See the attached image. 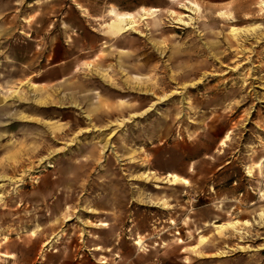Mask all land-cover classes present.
<instances>
[{"label": "rangeland", "instance_id": "rangeland-1", "mask_svg": "<svg viewBox=\"0 0 264 264\" xmlns=\"http://www.w3.org/2000/svg\"><path fill=\"white\" fill-rule=\"evenodd\" d=\"M263 193L264 0H0V264H264Z\"/></svg>", "mask_w": 264, "mask_h": 264}, {"label": "bare ground", "instance_id": "bare-ground-1", "mask_svg": "<svg viewBox=\"0 0 264 264\" xmlns=\"http://www.w3.org/2000/svg\"><path fill=\"white\" fill-rule=\"evenodd\" d=\"M160 10L157 9V8H152L150 11H145L144 14L140 15L138 18L137 16H134L133 14H129V13H118L117 11L115 10H112L110 12V16H111V21L110 23L107 25V27L103 30L102 32V35L108 37V38H117V39H120V37L124 36V34H127V33H130V34H133V35H140V36H144L142 31L140 30V25H141V22L142 21H145V20H153V24H152V28H155V30L157 29H160V28H164V25H165V22H163L162 20H160L158 17H159V12ZM172 14H174L172 12ZM171 17V16H170ZM175 19V18H174ZM176 22L175 24L177 25H180V26H183L185 27L186 25H188V23L184 20H182V18L179 16L178 18H176ZM173 21V20H172ZM151 28V27H150ZM235 31V30H234ZM127 56V55H126ZM132 56V55H131ZM121 58V57H120ZM150 66H141V65H137L135 68L136 70H146V69H149ZM60 70V69H59ZM127 71V70H126ZM60 72V71H59ZM62 76V75H61ZM137 76V75H136ZM55 77V76H54ZM106 78L108 79V77L106 76ZM138 78V76H137ZM136 78V79H137ZM110 81V80H109ZM67 84V83H66ZM111 84V83H110ZM137 84V83H136ZM34 85V84H33ZM112 86V85H111ZM117 86V85H116ZM35 86H32V88H30V90L34 88ZM63 89V88H62ZM18 92H15V99L17 101H20L22 100V96L20 95H17ZM75 97V96H74ZM101 97H99L100 99ZM74 99V98H73ZM79 99V98H78ZM101 100V99H100ZM98 101V106L96 105L95 107H97V109H100V108H103L104 104L101 102V101ZM37 103H39V100H35ZM84 101L86 103H89V101L87 99H84ZM6 103V100L3 101V105ZM74 105H77L76 103H74ZM84 113V112H83ZM107 115L108 117H111L113 115L112 112H107ZM106 115V116H107ZM76 117V116H75ZM81 117V116H80ZM113 117V116H112ZM83 118V117H82ZM23 119H28L26 116H23L21 118V120ZM32 119V118H31ZM78 119V118H77ZM86 119V118H84ZM40 120V119H39ZM38 121V120H36ZM35 121V122H36ZM43 121V120H42ZM76 121V120H75ZM40 122V121H39ZM45 123V122H44ZM36 125V124H35ZM77 126V125H76ZM45 127V126H44ZM80 127V126H79ZM42 130L44 129L43 127H41ZM49 128V127H48ZM51 128V126H50ZM53 129V128H51ZM72 129V128H71ZM75 130V129H74ZM54 131V130H53ZM49 135V134H48ZM47 135V136H48ZM55 136V135H54ZM43 137V136H41ZM230 138V136H226L225 137V140L223 141L222 144H225L226 141H228ZM52 139V138H51ZM74 141V140H73ZM101 141V140H100ZM72 142V141H71ZM80 142V141H79ZM109 141L105 142L106 145H105V148L106 146L109 144L108 143ZM55 143V142H54ZM53 143V144H54ZM100 144V143H99ZM111 145V144H109ZM48 146V145H47ZM50 146V144H49ZM52 146V145H51ZM79 146V145H78ZM48 148V147H47ZM98 148V147H97ZM103 148V147H102ZM105 150V149H104ZM47 151V150H46ZM259 166H261L260 164H258ZM153 173L151 174H147L145 175V178H149V175H152ZM168 178V181L170 182L171 185L173 184H176V183H180L182 185H186V186H189V182L188 180L182 178V177H179L178 175L176 174H169L167 176ZM263 198H264V193L262 194ZM2 197H0V200H1ZM91 212V211H90ZM236 223H225L223 225H214V228H215V231L216 232H224V230H227V229H230V228H233L235 226ZM248 225H250V223H247ZM105 226V225H103ZM206 239H203L202 242H205ZM1 245V244H0ZM136 245L140 246L141 245V242L138 241L136 242ZM5 258H10L12 257V255L9 257L7 255L4 256ZM12 259V258H11ZM104 263V262H102Z\"/></svg>", "mask_w": 264, "mask_h": 264}, {"label": "crops", "instance_id": "crops-1", "mask_svg": "<svg viewBox=\"0 0 264 264\" xmlns=\"http://www.w3.org/2000/svg\"><path fill=\"white\" fill-rule=\"evenodd\" d=\"M96 247H100V250H98V251L95 250ZM96 247L90 249V252H89V253H91V255L93 254V255H99V256H102V254H103L104 252L102 251L101 246L97 245ZM95 263H96V264H103L102 261H101V262H96V261H95ZM105 264H106V263H105Z\"/></svg>", "mask_w": 264, "mask_h": 264}]
</instances>
